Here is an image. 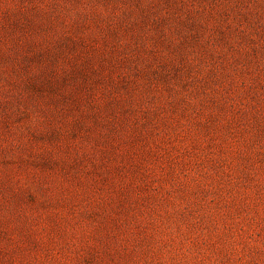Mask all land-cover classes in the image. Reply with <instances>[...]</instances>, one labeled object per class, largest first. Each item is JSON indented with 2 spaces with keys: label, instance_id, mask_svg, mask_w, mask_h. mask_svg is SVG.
<instances>
[{
  "label": "rangeland",
  "instance_id": "1",
  "mask_svg": "<svg viewBox=\"0 0 264 264\" xmlns=\"http://www.w3.org/2000/svg\"><path fill=\"white\" fill-rule=\"evenodd\" d=\"M0 264H264V0H0Z\"/></svg>",
  "mask_w": 264,
  "mask_h": 264
}]
</instances>
